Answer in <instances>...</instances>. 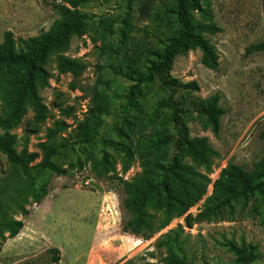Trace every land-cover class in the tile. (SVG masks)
<instances>
[{
  "label": "rangeland",
  "instance_id": "rangeland-1",
  "mask_svg": "<svg viewBox=\"0 0 264 264\" xmlns=\"http://www.w3.org/2000/svg\"><path fill=\"white\" fill-rule=\"evenodd\" d=\"M59 2L88 13L87 26L48 60L51 77L47 84H39L48 111L38 131H31L36 110L29 100L21 123L10 131L16 135L18 151L27 145L30 151L40 152L39 143L47 138L48 128L65 120L68 127L62 135L70 144L54 160L68 173L50 176L49 193L42 201L29 197L24 203L27 215L19 208L10 209V215L23 220L24 226L14 237L4 233L0 264H172L177 257L189 264H239L225 245L230 240L256 246L258 258L248 264H264V194L236 202L217 216H202L213 205L217 183L225 180L223 170L230 163L252 170L264 158L260 136L264 50L247 53L249 47L264 41V0H202L201 10L193 11L199 32L216 48L218 67L203 64L202 51L195 49L176 56L171 74L183 83L194 80L199 85L192 92L180 90L175 100L184 110L191 136L208 138L210 164L183 156V162L199 174L194 181L201 194L184 212L178 206L167 211L161 204L149 203L147 212L155 232L148 239L123 229L131 217L122 204L121 182L143 185L153 178L155 163L170 156V148L143 152L139 145L143 136L173 130L162 124L172 108L162 103L165 92L156 82L143 83L137 106L133 105L128 94L135 81L118 68H143L150 53L160 50L174 30L166 10L175 6V0H85L78 6L70 0H0V40L10 30L16 48L25 47L31 37L49 31L61 19L54 7ZM60 55L80 58L87 67L76 79L61 73ZM17 75V70L0 68V115L11 109ZM96 92L107 107L95 118L97 137L87 143L79 136V125L91 117L89 106L94 105ZM215 95L225 111L218 135L193 105L195 99ZM5 131L0 127V133ZM111 142L128 146L132 156ZM104 150L112 157L106 176L100 164ZM9 168L0 153L2 185L10 182ZM55 249L59 261L54 260Z\"/></svg>",
  "mask_w": 264,
  "mask_h": 264
},
{
  "label": "trees",
  "instance_id": "trees-1",
  "mask_svg": "<svg viewBox=\"0 0 264 264\" xmlns=\"http://www.w3.org/2000/svg\"><path fill=\"white\" fill-rule=\"evenodd\" d=\"M74 6H78L85 0H70ZM202 0H175V6L166 10L169 13L173 33L163 43L160 50L152 51L151 57L143 68L123 66L118 71L132 78L135 83L131 86L128 97L130 102L137 106V98L142 93L143 83H158L165 92L163 104L172 108L171 114L162 124L171 126L172 131L143 136L139 145L141 151H159L170 148V156L154 165V175L143 185L127 180H122L124 196L122 204L130 217L123 229L137 236L150 238L155 232L152 220L149 219L147 206L154 202L163 205L168 211L172 206H178L180 211H185L197 201L201 194L198 183L194 177L199 174L189 165L183 162V156L188 154L194 160L204 165L210 164L211 147L206 136H191L181 108L175 96L180 90L192 92L199 89L196 81L183 83L172 76L171 71L175 58L179 54H187L190 50L199 49L203 53L202 62L207 67L216 69L219 57L215 46L198 30L193 11L201 10ZM54 7L61 13V19L52 28L38 36L31 37L25 47L16 48V42L12 31L4 33L3 41L0 40V68L17 70L15 78V90L11 101V109L6 115H0V127L5 132L0 133V153H3L10 165V182L6 185L0 183V190H4L0 196V241L8 237L16 236L24 226L23 220H16L10 215V209L19 208L24 214H28L24 203L33 196L36 202H40L49 193L48 183L52 174L64 175L68 169L54 160V156L60 149L70 144L68 138L62 133L68 125L65 120L55 121L53 127L48 128L47 138L39 143L40 152L30 151L25 145L20 151L16 148V135L10 130L17 127L26 113L25 103L31 101L36 110L35 124H30L32 132L38 131V125L46 118L48 108L39 94V84H47L51 72L47 68L51 54L69 45L72 36L81 34L88 23L90 15L80 11L77 7H70L64 3H57ZM209 27V26H208ZM128 29V27L126 28ZM124 37H127L126 30ZM264 50V41H261L247 49V53ZM86 62L80 58H72L65 55L58 57V70L61 73H71L78 78L86 69ZM75 87L74 83L72 84ZM218 96L209 99H195L193 105L196 111L205 119L208 126L215 134H219L221 117L224 109L218 106ZM106 102L98 92L94 95V105L89 106L91 117H87L79 125V136L84 142L90 143L97 137L95 129L96 117L106 110ZM264 139V128L260 132ZM111 146L124 152L127 157L132 156V150L125 145L111 142ZM111 154L103 151L100 161L102 174L106 176L107 169L111 167ZM39 159V161H37ZM224 181L217 183V196L213 205L202 216H217L225 208H232L233 204L242 201L246 203L250 197L264 194V158H262L252 170L237 163H230L223 170ZM113 178V177H112ZM8 189L12 190L9 194ZM191 224V217L189 218ZM165 222H163L164 224ZM160 228V227H159ZM236 255L235 262L248 264L258 258L256 246L238 245L230 240L225 244ZM55 261H59L58 250L55 249ZM172 264H189L183 258L177 257Z\"/></svg>",
  "mask_w": 264,
  "mask_h": 264
}]
</instances>
